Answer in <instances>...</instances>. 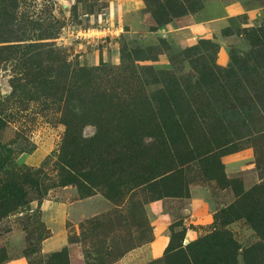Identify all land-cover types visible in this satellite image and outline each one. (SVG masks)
<instances>
[{
    "label": "rangeland",
    "instance_id": "rangeland-1",
    "mask_svg": "<svg viewBox=\"0 0 264 264\" xmlns=\"http://www.w3.org/2000/svg\"><path fill=\"white\" fill-rule=\"evenodd\" d=\"M17 1L11 11L17 25L0 27V45L7 44L5 37L15 36L10 44L17 50L0 53V185L24 183L31 200L16 204L0 221V264H68V258L70 264H167L174 259L171 246H185L220 230H227L237 242V264H248V248L263 244L264 238L247 219L250 207L234 205L237 190L230 184L189 170L187 197L151 199L145 187L126 191L118 204L100 193L84 196L77 186L60 184L64 109L52 103L41 87L22 90L14 83H26L27 59L18 50L31 45L54 50L73 67H97V81L100 77L108 84L127 79L131 76L127 67L140 65L196 82L193 57L184 51L202 39L208 44L200 45L194 58L205 56L201 61L222 67L233 64L234 54L254 62L259 46H253L245 32L264 26V0H201L200 10L164 25L157 23L153 4L146 0ZM8 3L0 0V7L10 9ZM123 52L147 60L125 59ZM257 61L264 63V54ZM212 84L206 86L209 102L216 94L210 90ZM161 87L150 84L147 90ZM80 126L85 136L96 129L91 124ZM259 127L260 135L242 140L237 150L221 157L225 178L239 179L245 191L264 183V123ZM36 183L42 187L40 198ZM257 203L264 205V200ZM184 227L181 242L177 234Z\"/></svg>",
    "mask_w": 264,
    "mask_h": 264
},
{
    "label": "trees",
    "instance_id": "trees-1",
    "mask_svg": "<svg viewBox=\"0 0 264 264\" xmlns=\"http://www.w3.org/2000/svg\"><path fill=\"white\" fill-rule=\"evenodd\" d=\"M146 1L153 4L152 12L159 25L197 12L202 6L201 0ZM17 4V0H9L10 9L0 7V27L17 25L16 14L11 13ZM245 33L253 46H259V55L263 57L264 26L250 27ZM13 38L16 37L3 39L7 44L0 45V53L17 52L10 44ZM202 44H208L207 40L202 39L184 51L193 57L196 82L169 71L159 72L153 65H140L132 69L128 66L131 76L115 85L101 82L100 77L97 81V67H73L54 50L23 46L18 52L27 59L23 63L26 83L21 86L15 82L14 87L22 90L29 85L41 87L52 103L64 109L62 122L66 132L59 154L61 185L73 184L84 196L100 193L115 204L125 199L126 191L140 187L149 189L151 199L187 197L191 180L187 174L194 170L200 176L225 181L224 185L230 184L237 190L234 205L250 207L251 215L246 213L247 219L264 238L261 213L264 205L257 203L264 200V193L260 195L264 183L245 191L239 179L225 178L221 159L237 150L242 140L258 136L262 131L259 125L264 123V82L261 80L264 63L257 61L260 56L255 53L254 62L234 54L229 67L215 61L210 65L207 60L201 61L205 56L194 58L201 52ZM123 56L132 61L147 60L127 52ZM209 82H214L210 90L216 93L210 102L206 91ZM150 84H162V87L149 92ZM82 124L94 125V133L83 135ZM236 181L239 186L232 184ZM41 191L40 185L36 198L41 197ZM30 200L24 183L0 185V221L16 204ZM185 234V227L177 234L181 242ZM229 236L227 230H220L185 246L182 243L171 246L169 253L174 259L167 264H237L234 250L238 245ZM247 255L248 264H264V243L250 246Z\"/></svg>",
    "mask_w": 264,
    "mask_h": 264
},
{
    "label": "crops",
    "instance_id": "crops-1",
    "mask_svg": "<svg viewBox=\"0 0 264 264\" xmlns=\"http://www.w3.org/2000/svg\"><path fill=\"white\" fill-rule=\"evenodd\" d=\"M72 264H74V263H72Z\"/></svg>",
    "mask_w": 264,
    "mask_h": 264
}]
</instances>
